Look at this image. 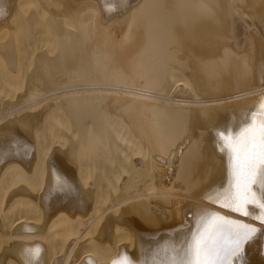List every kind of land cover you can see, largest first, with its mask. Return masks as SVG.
<instances>
[{"label": "bare ground", "instance_id": "1", "mask_svg": "<svg viewBox=\"0 0 264 264\" xmlns=\"http://www.w3.org/2000/svg\"><path fill=\"white\" fill-rule=\"evenodd\" d=\"M262 104L264 0H0V264H153L198 218L255 223L220 206L216 132Z\"/></svg>", "mask_w": 264, "mask_h": 264}, {"label": "snow or ice", "instance_id": "2", "mask_svg": "<svg viewBox=\"0 0 264 264\" xmlns=\"http://www.w3.org/2000/svg\"><path fill=\"white\" fill-rule=\"evenodd\" d=\"M221 150L228 137L232 143L226 149L229 166V190L220 205L255 223L212 213L213 219L203 226L198 223L185 243L173 247L174 255L153 264H248L247 246L257 237L264 238V104L254 110L238 128L218 130ZM259 189V191L257 190ZM211 203L216 199L208 197ZM256 209L255 212L252 209ZM182 231L183 226L178 225ZM264 255V249L261 252ZM113 264H143L123 253Z\"/></svg>", "mask_w": 264, "mask_h": 264}]
</instances>
